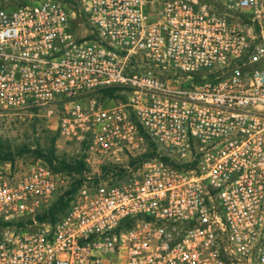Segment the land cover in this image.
Here are the masks:
<instances>
[{
    "label": "built area",
    "instance_id": "obj_1",
    "mask_svg": "<svg viewBox=\"0 0 264 264\" xmlns=\"http://www.w3.org/2000/svg\"><path fill=\"white\" fill-rule=\"evenodd\" d=\"M0 110L114 173L0 167V264H264V0H0Z\"/></svg>",
    "mask_w": 264,
    "mask_h": 264
},
{
    "label": "rangeland",
    "instance_id": "obj_2",
    "mask_svg": "<svg viewBox=\"0 0 264 264\" xmlns=\"http://www.w3.org/2000/svg\"><path fill=\"white\" fill-rule=\"evenodd\" d=\"M115 95L118 94L113 92L112 96H105L95 93L94 96L98 100L111 103L116 100ZM150 147L146 148L147 152L152 150ZM48 149L53 151V159L50 163L45 158L35 155L36 150L48 155ZM0 152L10 153V158L0 159V167L9 168L11 171L25 170L35 161L42 160L60 172L63 177L56 195L69 189L72 184L77 189L83 183L97 181L106 175L114 177V173L103 172L105 166L99 164L96 158L88 157L82 143L77 144L59 138L55 128V116H47L42 111L0 110ZM155 154H157L156 150ZM76 160L83 161L84 166L81 171L69 170L64 163L62 164V161L75 163ZM129 162L130 158L123 160V164Z\"/></svg>",
    "mask_w": 264,
    "mask_h": 264
},
{
    "label": "trees",
    "instance_id": "obj_3",
    "mask_svg": "<svg viewBox=\"0 0 264 264\" xmlns=\"http://www.w3.org/2000/svg\"><path fill=\"white\" fill-rule=\"evenodd\" d=\"M113 90L112 89H105L101 92L102 95H107V96H112L113 95ZM118 97V95H115V98ZM121 98V97H120ZM148 146H151L150 148L152 149L150 152H144L138 157H135L130 160V164H132L135 161H141L144 160L148 157L155 156V147L149 143ZM154 150V151H153ZM53 151L52 149H48V155H44L40 150L35 151V155L40 158H45L48 163L51 162L53 159ZM10 158V153L5 152L2 153L0 152V159H7ZM162 159L166 160V158L162 157ZM64 163L65 167H67L69 170H74V171H81L83 168L84 164L82 160H76L75 163H66L62 161V164ZM50 166V165H49ZM52 168V167H51ZM54 169V168H52ZM55 170V169H54ZM57 171V170H56ZM104 171V169H103ZM78 182V181H77ZM76 190L74 187V184L69 189H66L64 192L59 193L55 196L53 201L50 203V205L47 207V209L37 213L34 217V219L37 222H42V221H47L49 223H54V221L64 212L66 206H67V201L70 197V195ZM1 224V223H0Z\"/></svg>",
    "mask_w": 264,
    "mask_h": 264
}]
</instances>
